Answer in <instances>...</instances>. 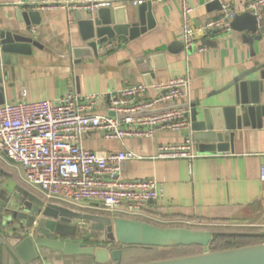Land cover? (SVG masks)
Returning <instances> with one entry per match:
<instances>
[{"label":"crops","instance_id":"1","mask_svg":"<svg viewBox=\"0 0 264 264\" xmlns=\"http://www.w3.org/2000/svg\"><path fill=\"white\" fill-rule=\"evenodd\" d=\"M21 1L24 0H0V30L26 29V23L18 21L17 3ZM212 1L190 0L194 7L191 20L194 28L220 14L221 7L210 6ZM221 1H229L238 13L246 10L247 0ZM117 7L123 9L121 13L127 18L139 9V5L132 2ZM152 7L154 23L151 27L136 38L129 32L124 39L114 36L108 41L115 45L106 48L105 42L96 54L85 51L88 47L82 38L76 12L70 23L68 13L63 10H41L40 22L31 24L27 31L40 45L32 44L30 53H11V64L3 65L5 102L20 99L23 90L32 101L58 98L69 90L83 94L97 92L103 96L98 98L96 110L109 112L108 93L145 82L139 61L162 54L158 61L162 66L150 69L154 81L189 73L192 78L190 101L196 100L199 109H223L221 128L213 124L210 129L203 127L193 131L199 155L192 158L153 157L159 144L184 141L188 136L185 130L158 129L154 136L130 137L124 142L108 139L97 131L84 138V146L95 151L126 149L138 155L125 161L123 175L155 178L164 192L147 206L144 218L164 224H186L192 228L212 226L216 228L214 230L244 224L264 228V190L260 181L264 165V115L262 125L258 123L256 112L253 117L248 116L247 124H242L243 119L236 112L231 121L224 111L239 107L235 87L224 90L225 86L239 73L264 62L263 42L254 43L257 54L253 55L250 45L242 39L243 32L233 28L214 29L208 34L196 33L197 44L206 46L204 51L193 48L186 52L180 39V0L153 2ZM21 10L23 12L25 8ZM75 49L84 53L76 54ZM256 77L261 78L259 71L249 76ZM153 94L150 90L147 96ZM250 95L251 92L248 98ZM259 97L260 104H264V89L260 90ZM199 119H203L202 112ZM201 144L214 145V149L200 150ZM10 176L40 196L36 189L25 184L21 166L15 164L5 151H0V183ZM3 222L0 218V264H100L92 255L69 256L46 248L35 252L34 247L26 240L22 241L19 233L11 228V222ZM259 229L241 232H262L263 229ZM6 232H12V238L4 235ZM236 236L261 238L256 243L264 241L260 234ZM253 243L255 241L240 245ZM124 259L125 249L121 264H129Z\"/></svg>","mask_w":264,"mask_h":264},{"label":"built area","instance_id":"2","mask_svg":"<svg viewBox=\"0 0 264 264\" xmlns=\"http://www.w3.org/2000/svg\"><path fill=\"white\" fill-rule=\"evenodd\" d=\"M148 1L162 0H43L36 8L63 10L72 23L76 11L93 13L102 7L113 8L126 2L140 5ZM180 4V39L186 52L193 48L204 51L206 46L197 44L196 33L230 30L238 14L232 4L225 1L218 16L194 28L191 22L194 7L190 0H180ZM246 10L260 20L264 15V0H247ZM114 45L113 41L104 44L106 48ZM191 80L186 73L110 91L108 110L115 115L96 110L98 98L103 93L83 94L69 90L58 98L32 101L23 90L20 99L0 104V151H5L21 166L25 184L36 189L45 201L82 211L143 217L147 206L164 192L155 178L123 175L125 161L138 155L126 149L91 150L84 146L83 140L97 131L108 139L124 142L130 137L154 136L158 129L189 130ZM150 90L154 94L147 96ZM198 155L195 140L188 135L182 142L159 144L153 157L192 158ZM260 181L264 190V165ZM76 225L79 235L89 230L86 220H79Z\"/></svg>","mask_w":264,"mask_h":264},{"label":"water","instance_id":"3","mask_svg":"<svg viewBox=\"0 0 264 264\" xmlns=\"http://www.w3.org/2000/svg\"><path fill=\"white\" fill-rule=\"evenodd\" d=\"M42 3L43 0H24L17 3L18 21L25 22L26 29L16 27L15 30H0V104L6 101L4 85L6 73L3 71V65L11 64V53H30L32 44L40 45L27 31L31 29V24L40 22L41 10L36 6ZM210 6L220 8L222 1L213 0ZM23 7L27 12H22ZM118 7H102L93 13L76 11L82 38L88 47V50H85L87 53L90 51L98 53V47L114 36L124 39V35L129 32L132 38H136L154 23L151 1L140 4L138 11L129 15L130 18L121 13L123 12L121 8L126 9L125 6ZM128 20L131 22H127ZM231 27L243 32L242 39L250 45L253 55L257 54L254 47L256 41H262L264 45V17L259 20L253 12L245 10L235 16ZM205 41L208 43L207 39ZM174 44L177 45V43ZM81 51L75 49L74 52L84 53ZM161 58L162 54H154L139 61V68L143 71L146 83L154 82V75L151 74L150 69L162 66L158 63ZM256 71L260 72L261 78H249ZM232 86L235 87V99L239 107L225 108V114L233 121L236 112L243 119L242 124H247L248 116L253 117L256 112L258 123L262 125L264 104H260L259 92L264 89V62L236 75L224 90ZM249 92L251 95L248 98ZM189 108L191 126L185 131L193 139H195L193 131L196 129L203 127L210 129L213 124L216 127H222V108L199 109L196 100L189 102ZM200 112H202V120L199 119ZM109 114L115 115V112L110 111ZM232 125L234 126L233 122ZM218 136L222 137L221 134ZM199 148L213 150L214 145L201 144ZM0 218L4 219L3 224L11 222V228L19 233L22 241L29 242L35 252L46 248L69 256L92 255L100 264H121L123 249L132 246L172 247L177 245H201L203 249L195 254L129 264H264V241L220 249L212 245L221 235L232 237L260 234L264 236V232H226L184 226H162L144 219L82 211L65 204L45 201L11 176L3 184L0 183ZM82 219L88 222L87 227L90 232L100 234L101 241L75 238L78 231L76 222ZM4 235L9 238L13 236L12 232H6ZM115 243L119 246L115 247Z\"/></svg>","mask_w":264,"mask_h":264},{"label":"rangeland","instance_id":"4","mask_svg":"<svg viewBox=\"0 0 264 264\" xmlns=\"http://www.w3.org/2000/svg\"><path fill=\"white\" fill-rule=\"evenodd\" d=\"M254 228V229H253ZM260 228V229H259ZM264 231V228L261 226H258V228L250 227V225L244 224L239 226H227L224 228H220V231H226V232H241V231H249V230H261ZM220 243L216 245V248H221L225 244L223 243V240H225L227 237L225 235H222ZM259 241V240H258ZM257 241H255L256 243ZM237 244H246V242H237ZM115 247H118L119 244L115 243ZM167 248V247H165ZM199 251L196 248H189V247H168V249H163L162 247L151 248V247H144V246H132L125 249V259L124 261L126 263H134L139 261H147V260H153V259H162L167 257H176L181 255H190L198 253Z\"/></svg>","mask_w":264,"mask_h":264},{"label":"trees","instance_id":"5","mask_svg":"<svg viewBox=\"0 0 264 264\" xmlns=\"http://www.w3.org/2000/svg\"><path fill=\"white\" fill-rule=\"evenodd\" d=\"M100 213H105V214H111L109 211H100ZM123 216H128V215H125V214H121ZM128 217H131V218H136V219H144V220H147L149 222H152L154 224H158V225H162V226H187V227H191V226H188L186 224H164V223H159V222H155V221H151L147 218H144V217H140V216H128ZM195 227H199V228H204V229H216L215 227H212V226H206V225H199V226H195ZM220 228H224V227H220ZM220 230V229H218ZM227 237V236H226ZM221 239L222 238V235L221 236H218L215 241L213 242V246L216 248V245L218 243H220V241H222ZM230 239V240H229ZM261 238H250V237H247V236H244V237H240V236H232L231 238L227 237L225 240H223V243L225 244L223 247L221 248H227V247H230V246H233L235 245V243L237 242H246V243H250V242H254V241H258L260 240ZM229 240V242L227 243L226 241ZM146 247V246H144ZM151 248H156L157 247H162L163 249H168L163 247V246H150ZM173 248H177V247H189V248H196L199 252L202 251V246L201 245H177V246H172ZM218 249V248H217Z\"/></svg>","mask_w":264,"mask_h":264},{"label":"flooded vegetation","instance_id":"6","mask_svg":"<svg viewBox=\"0 0 264 264\" xmlns=\"http://www.w3.org/2000/svg\"><path fill=\"white\" fill-rule=\"evenodd\" d=\"M76 239H81L85 241H101L100 234L96 232H90V230H86L84 234H77L75 236Z\"/></svg>","mask_w":264,"mask_h":264}]
</instances>
